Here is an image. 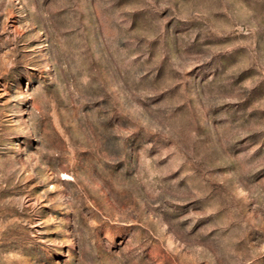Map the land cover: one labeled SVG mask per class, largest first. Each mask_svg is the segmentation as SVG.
Wrapping results in <instances>:
<instances>
[{
  "label": "rangeland",
  "instance_id": "1",
  "mask_svg": "<svg viewBox=\"0 0 264 264\" xmlns=\"http://www.w3.org/2000/svg\"><path fill=\"white\" fill-rule=\"evenodd\" d=\"M0 264H264V0H0Z\"/></svg>",
  "mask_w": 264,
  "mask_h": 264
}]
</instances>
